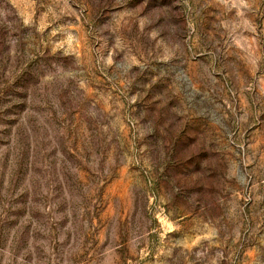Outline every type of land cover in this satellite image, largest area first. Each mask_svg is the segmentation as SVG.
I'll return each mask as SVG.
<instances>
[{
    "label": "rangeland",
    "instance_id": "374dc122",
    "mask_svg": "<svg viewBox=\"0 0 264 264\" xmlns=\"http://www.w3.org/2000/svg\"><path fill=\"white\" fill-rule=\"evenodd\" d=\"M0 264H264V0H0Z\"/></svg>",
    "mask_w": 264,
    "mask_h": 264
}]
</instances>
